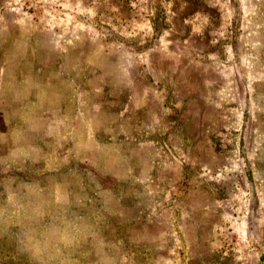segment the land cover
<instances>
[{
	"label": "rangeland",
	"instance_id": "rangeland-1",
	"mask_svg": "<svg viewBox=\"0 0 264 264\" xmlns=\"http://www.w3.org/2000/svg\"><path fill=\"white\" fill-rule=\"evenodd\" d=\"M0 264H264V0H0Z\"/></svg>",
	"mask_w": 264,
	"mask_h": 264
}]
</instances>
